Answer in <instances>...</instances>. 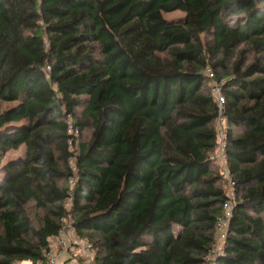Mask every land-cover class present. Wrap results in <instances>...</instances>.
I'll return each instance as SVG.
<instances>
[{"label":"trees","instance_id":"obj_1","mask_svg":"<svg viewBox=\"0 0 264 264\" xmlns=\"http://www.w3.org/2000/svg\"><path fill=\"white\" fill-rule=\"evenodd\" d=\"M208 69L235 183L214 264H264V0H0V163L24 147L0 168V264L44 262L67 215L96 264H203L227 181Z\"/></svg>","mask_w":264,"mask_h":264},{"label":"built area","instance_id":"obj_2","mask_svg":"<svg viewBox=\"0 0 264 264\" xmlns=\"http://www.w3.org/2000/svg\"><path fill=\"white\" fill-rule=\"evenodd\" d=\"M210 81L214 80V74L208 69L205 71ZM212 94L217 104V119L216 128L219 134V142L217 150L212 156L215 161L224 166L223 171L230 188H233L234 181L229 177V172L226 168V155L224 152V124L225 118L223 114L224 97L218 84L212 87ZM68 132L73 135L74 139L78 137L79 130L73 126L71 121H68ZM72 140L70 141V143ZM72 146V145H71ZM74 157L71 160V168L75 171ZM71 187L74 184V179L69 181ZM71 188L68 191V197L65 198V206L70 205ZM234 201L233 194H226V199L222 203V213L215 221L214 231L215 237L209 252L204 257L203 264H214L217 257L223 254V243L227 235L229 220L232 216V206ZM48 247L44 250L45 260L37 264H96L94 261L95 250L89 240L82 237L76 232L73 218L67 215L61 218V225L58 228L56 235L47 239ZM15 264H34L30 260L21 261Z\"/></svg>","mask_w":264,"mask_h":264},{"label":"rangeland","instance_id":"obj_3","mask_svg":"<svg viewBox=\"0 0 264 264\" xmlns=\"http://www.w3.org/2000/svg\"><path fill=\"white\" fill-rule=\"evenodd\" d=\"M182 13L180 11H173V12H168V13H164V16L166 19H169V20H176V19H179L180 17H182ZM217 84L216 80L214 79L213 81H208V83L206 84L205 87H207L209 90L212 89V87ZM12 102H5L2 104V107L1 109H6L10 106H12ZM79 111H81V109H79ZM236 133H240L241 130L240 129H236L235 130ZM91 132H92V129L91 128H86L82 134V137L80 139H78L75 144H72L71 146V150L73 151V153H77L78 152V144L79 143H87L90 138H91ZM24 153V147L21 146L19 147L18 149H15V150H10L8 151L4 156H3V159L0 163V168H3L5 164H7L8 162H10L12 159H15V158H18L20 156H22ZM218 167L220 169H224L222 165L218 164ZM221 185H222V188H223V191L225 192V194H233L234 195V189L233 188H230L229 185H228V182L226 180L224 181H221ZM29 211L31 213V216L34 218L35 221H37L39 218H41L44 213H45V210H41V209H38L35 205H33L32 203L29 204Z\"/></svg>","mask_w":264,"mask_h":264}]
</instances>
